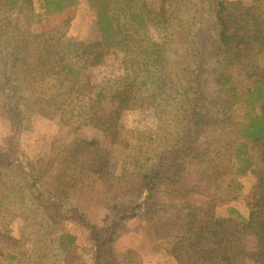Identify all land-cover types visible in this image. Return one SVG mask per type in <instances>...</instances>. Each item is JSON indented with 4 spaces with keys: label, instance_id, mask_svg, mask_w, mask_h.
<instances>
[{
    "label": "rangeland",
    "instance_id": "obj_1",
    "mask_svg": "<svg viewBox=\"0 0 264 264\" xmlns=\"http://www.w3.org/2000/svg\"><path fill=\"white\" fill-rule=\"evenodd\" d=\"M95 2L0 0V264H187V214L240 222L261 193L264 141L237 125L264 112L244 103L264 54L258 76L228 63L216 12L264 0H111L108 40ZM234 239V264H264L254 235Z\"/></svg>",
    "mask_w": 264,
    "mask_h": 264
},
{
    "label": "trees",
    "instance_id": "obj_2",
    "mask_svg": "<svg viewBox=\"0 0 264 264\" xmlns=\"http://www.w3.org/2000/svg\"><path fill=\"white\" fill-rule=\"evenodd\" d=\"M17 0H9L13 7ZM47 12H61L69 6H74L78 0H39ZM93 1V0H90ZM111 0H97L95 7L97 13V24L99 31L106 40L118 32L113 18L110 15L109 6ZM216 19L218 22V44L222 46L227 56V62L237 63L252 76H258V60L264 54V14H258L256 7L246 8L240 17L225 14L226 7L223 3L218 4ZM132 11V10H129ZM131 19L139 20L137 14L129 12ZM264 13V12H263ZM255 28V29H254ZM257 51L256 53H253ZM247 52V53H246ZM257 57V58H256ZM256 58V59H255ZM264 101V81L256 78L246 90L244 103L252 107ZM195 117V113L193 115ZM240 140H251L253 142L264 141V112L246 114L243 121L237 125ZM245 144H238L232 154V169L237 176H243L252 171V156L247 151ZM238 164V166H237ZM260 186L259 198H255L249 219L240 222L229 218H218L209 216L208 221L199 222L195 226L194 213L187 214L183 218L181 239L183 246L176 250L178 259L188 261L187 264H234L235 256L239 255L238 246L235 244V235L252 234L258 242L257 254L264 258V172L259 173ZM189 218V222L185 219ZM238 229V230H237ZM65 236L61 237L64 240ZM63 247V241L61 242ZM183 256H180L179 253ZM106 254V247L99 242L97 248V263ZM251 255L245 252V257ZM242 257L243 254L241 255ZM252 256H255L253 254ZM182 257V258H181Z\"/></svg>",
    "mask_w": 264,
    "mask_h": 264
}]
</instances>
